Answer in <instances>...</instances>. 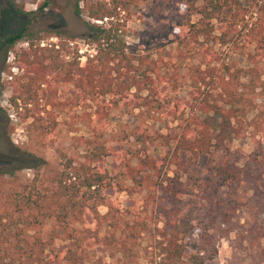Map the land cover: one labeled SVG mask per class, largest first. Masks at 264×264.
<instances>
[{
    "label": "rangeland",
    "instance_id": "rangeland-1",
    "mask_svg": "<svg viewBox=\"0 0 264 264\" xmlns=\"http://www.w3.org/2000/svg\"><path fill=\"white\" fill-rule=\"evenodd\" d=\"M190 2L197 7L205 4L203 0H134L128 12L120 11L119 15L126 16L127 43L135 42V37L140 34L149 41V47L160 44V54L166 61V64L160 63L163 73L158 87L161 109L147 111L125 104L122 99H117L114 105L109 99L104 107L107 112L103 131L98 137L120 156L147 153L155 158L166 157V175L177 170L168 162L173 141L166 143L163 138L150 141L142 137L141 130L145 126L151 132L168 137L179 130L175 102L179 101L183 111L188 110L196 69H212L210 78L206 71L200 74L208 80L202 86L207 90V100H216L224 107L233 105L241 122V134L228 141L226 146L246 154L256 139L264 144V9L258 6L260 0L242 1L233 14L214 13L211 18L192 10ZM74 4L75 0H0V36L22 29V36L13 46L6 51L0 47V249L15 244L14 226L10 227L4 214L5 209H10V200L29 196L34 199L44 197L49 202L53 180L60 167L58 153L79 157L87 148L84 139L91 138L94 131L88 116L93 117L96 102L101 101L81 99L70 83L49 78L50 95H54L59 104L45 105L47 112L42 111L41 115L45 123L53 124L52 135L46 129L30 124V117L22 118L24 110L16 109L10 102L17 92V77L23 70L15 62L21 48H27L30 43L39 47L63 46L61 53L68 50L64 58H74L79 65L94 55L95 47L86 37L84 21L87 18L75 14ZM18 8L20 12H16ZM222 86L230 87L232 95L225 94ZM16 101L20 103V99ZM179 157L186 160L188 154L181 151ZM206 161L207 155H199L196 169L201 170ZM130 163L136 165L134 156L130 157ZM100 166L106 169L112 184L103 192L108 201L119 209L126 223L139 220L145 224L144 228L136 226L133 232L123 228L125 235H131L125 239V244L115 238L113 243H92L90 259L99 257L113 264H160L165 261L155 247V227L160 225L154 212L152 181L155 176L139 172L131 180L119 174V162L110 155ZM96 210L104 214L107 207L99 204ZM235 219L236 230L216 238L213 245L201 246L195 233L186 237V249L174 261L177 264H253L254 251L264 249V231L260 229L255 238L248 233L251 219L244 206L235 211ZM49 223L43 231L50 229ZM106 227L104 224L102 230L109 234ZM121 229L115 231L116 238L124 237ZM0 264L24 263L17 258L12 263L0 250Z\"/></svg>",
    "mask_w": 264,
    "mask_h": 264
},
{
    "label": "trees",
    "instance_id": "trees-1",
    "mask_svg": "<svg viewBox=\"0 0 264 264\" xmlns=\"http://www.w3.org/2000/svg\"><path fill=\"white\" fill-rule=\"evenodd\" d=\"M132 1L75 0L74 12L87 18L84 21L86 37L95 47L94 55L82 65L74 58L65 59L64 54L68 50L61 53L63 46L39 47L30 43L15 57L17 66L23 70L17 77V92L10 102L16 109L24 110L22 118L30 117V124L46 129L51 135L53 124L45 123L41 115L42 111L47 112L45 105L59 104L54 95H50L49 78L70 83L83 100L92 98L101 102H96L91 114L93 117L88 116L94 131L91 138L84 139L87 143L85 151L79 157L66 156L61 151L58 153L60 167L53 180L50 201L44 197L12 198L10 209H5L10 227L14 226L12 236L15 244L0 250L12 263L17 258L24 264H113L99 257L90 259L93 255L90 245L113 243L114 238L125 244V239L131 235H125L123 228L133 232L136 226L144 228L145 223L139 220L126 223L119 209L104 195L103 192L112 184L106 169L100 164L109 155L118 160L119 174L131 180L139 172L155 176L152 181L155 188L154 212L156 222L160 224L155 227V247L157 254L165 259L160 264H177L174 259L184 253V240L192 233L204 246L213 245L216 238L235 231V211L241 206L246 208L251 219L248 233L255 238L260 229L264 231V144L256 139L246 154L226 146L228 141L241 134V122L233 105L224 107L216 100H207V90L202 86L208 80L200 74L206 71L210 78L211 68L196 69L195 85L190 93L192 100L187 111L178 105L179 101L175 102L178 106L176 118L180 120L176 133L168 137L151 132L145 126L141 130L142 137L150 141L157 138H163L166 143L173 141L168 162L177 170L172 175H166L164 170L166 157L155 158L147 153L120 156L98 139L107 112L104 107L109 99L114 105L117 99H122L125 104L147 111L158 112L161 109L158 87L163 73L160 63L166 64V61L160 54L159 43L149 47V41L140 34L135 37V42H126V16L119 14L120 11L128 12ZM203 1L205 4L200 7L192 2L189 4L192 10L211 18L214 13H232L241 7L242 1L249 0ZM258 6L264 9V0H260ZM18 11L21 9H16ZM21 36L22 29L1 35L0 47L6 51ZM33 36L39 38L37 34ZM137 46L144 49L138 50ZM222 90L232 95L230 87L222 86ZM219 95L222 96L220 92ZM181 151L188 154L186 160L180 159ZM201 154L207 155V161L201 170H197L196 160ZM131 156L136 158V165L130 163ZM99 204L106 205L104 214L96 210ZM48 222L50 229L45 232ZM104 224L109 234L102 230ZM118 228H122L124 237H115ZM200 249L204 250L203 247ZM252 261L253 264H264L263 248L254 251Z\"/></svg>",
    "mask_w": 264,
    "mask_h": 264
},
{
    "label": "built area",
    "instance_id": "built-area-1",
    "mask_svg": "<svg viewBox=\"0 0 264 264\" xmlns=\"http://www.w3.org/2000/svg\"><path fill=\"white\" fill-rule=\"evenodd\" d=\"M69 43L72 44V41H70ZM93 52H95L94 49H93ZM90 56H92V54Z\"/></svg>",
    "mask_w": 264,
    "mask_h": 264
}]
</instances>
